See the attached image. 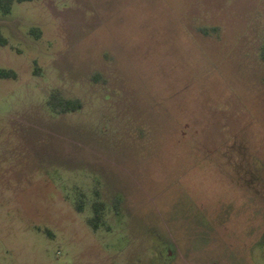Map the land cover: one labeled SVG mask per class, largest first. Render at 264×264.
I'll return each instance as SVG.
<instances>
[{"label": "rangeland", "instance_id": "obj_1", "mask_svg": "<svg viewBox=\"0 0 264 264\" xmlns=\"http://www.w3.org/2000/svg\"><path fill=\"white\" fill-rule=\"evenodd\" d=\"M0 31V264H264V0H27Z\"/></svg>", "mask_w": 264, "mask_h": 264}, {"label": "trees", "instance_id": "obj_2", "mask_svg": "<svg viewBox=\"0 0 264 264\" xmlns=\"http://www.w3.org/2000/svg\"><path fill=\"white\" fill-rule=\"evenodd\" d=\"M27 0H0V11L7 14L11 11L12 4L14 2H23ZM31 33L35 36H39L38 28H31ZM8 43V39L0 31V46H5ZM261 58L264 60V44L260 50ZM0 76L2 77H15L16 73L12 70L0 69ZM48 105L55 112L66 113L70 111H76L82 108V102L79 99H71L62 96L58 91H53L47 100ZM105 204L103 201H95L92 205L93 216L89 218V223L94 229H98L100 224L103 223V211Z\"/></svg>", "mask_w": 264, "mask_h": 264}]
</instances>
